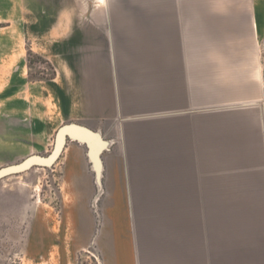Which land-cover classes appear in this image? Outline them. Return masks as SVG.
Returning a JSON list of instances; mask_svg holds the SVG:
<instances>
[{
  "label": "crops",
  "instance_id": "1",
  "mask_svg": "<svg viewBox=\"0 0 264 264\" xmlns=\"http://www.w3.org/2000/svg\"><path fill=\"white\" fill-rule=\"evenodd\" d=\"M231 1L140 0L141 4L81 6V21L72 10L62 22L45 24L46 40L56 41L51 45L55 59L47 82L29 80L27 57L31 53L48 63L49 59L35 50L32 42L23 48L29 38L23 44L15 43L22 55V81L9 87L14 94L12 107L0 115V138L11 141L10 149L21 148L18 142L26 118L36 126L48 124L51 131L54 124L74 123L102 135L113 132L118 140H125L122 155L101 158L100 195L106 189L109 196L97 236L101 264H231L223 227L214 222L210 227L207 220L199 222L208 216L204 210H181L184 212L175 215L181 219L178 224L175 220V224L158 225L153 221L166 216L164 211L151 215V223L145 220L150 215L144 221L130 208L217 204L209 203L211 198L133 197L126 177V159L134 142L136 157L212 156L208 153L214 143L209 129L211 105L257 92L262 73L258 38L264 35V18L255 0L251 5L239 1L231 5ZM11 49L0 43V62ZM4 71L0 64V83ZM37 83L47 84L46 89L60 95L56 120L46 103L37 107V100L27 102L23 97L27 85L38 92L40 88H32ZM141 113H158L160 117L156 120ZM154 125L155 137L150 135ZM34 134L31 131L27 140ZM1 139L3 152L7 147ZM110 139L109 146L114 136ZM203 147L206 154L199 152ZM150 149L158 154L148 155ZM61 153L62 179L73 199L71 213L78 231L83 232L82 242L90 224L87 219L80 222L81 199H88L93 188L97 189L96 176L85 145L69 141ZM166 229L174 234H157ZM245 253L253 257H245L243 264H264L261 248Z\"/></svg>",
  "mask_w": 264,
  "mask_h": 264
},
{
  "label": "rangeland",
  "instance_id": "2",
  "mask_svg": "<svg viewBox=\"0 0 264 264\" xmlns=\"http://www.w3.org/2000/svg\"><path fill=\"white\" fill-rule=\"evenodd\" d=\"M233 1L251 5L253 0H232L231 5H235ZM116 4L141 2L0 0V43H5L6 49L12 48L4 55L5 61L0 62L5 70V74L3 73L5 78L0 83V115L2 110L9 111L8 108L12 107L14 94L13 89L9 87L22 81L20 71L23 65L22 55L15 43L21 41L23 44V40L29 38L30 41L26 45L23 44V48H29L32 42L33 48L38 49L49 59L48 63L38 55L31 54L27 57L30 65L29 80L47 82L52 77L55 59L51 45L56 41L46 40L44 28L46 22L60 23L72 10L77 13V21H81V6ZM255 5L260 6L264 18V0H255ZM258 41L262 73L257 92L238 100L216 102L211 105L213 111L210 113L213 116L210 115L212 118L209 120V129L212 131L214 143L213 151L210 150L208 153L212 156L176 159L136 157L134 142L126 159L128 170L126 177L129 186L133 187L129 189L130 196L211 198L208 200L209 203L224 204L138 205L130 208L136 215H141L143 220L146 215H150V218L147 216L145 220L158 225L175 224V220L178 224L181 219L179 217L177 219L175 215L181 210L186 211L190 208L199 212L204 210L208 216L199 219V222L207 220L210 227L213 222L223 227L221 230L227 236L231 264H238V261L243 264L245 257H253L252 254L243 255V251L252 252L255 247L261 248V261L264 262V35L259 37ZM45 53H48V56ZM23 75L25 77V74ZM23 81L25 82V78ZM46 85L37 83L32 87L40 88L36 93L35 90L30 91L31 86L27 85L22 94L27 102L31 99L35 102L37 100V107L40 105L44 107L46 103L52 111L51 116L56 120L60 114V95L53 89H46ZM45 93L46 95L49 93L48 98ZM140 116H151L156 120L160 117L158 113L155 115L141 113ZM30 120L24 119L21 125L22 139L18 142V145L21 144V150L10 149L11 141L0 138L7 147L3 152L0 151V169L17 165L32 155L49 156L54 148L56 131L66 124H54L51 131L48 124L36 126ZM150 129L153 131L150 135H156L157 126H151ZM31 131H35V134L32 135L33 139L28 141ZM102 136L109 141L114 136V142L102 153L101 158L109 154L122 155L125 140H118L113 132ZM67 142L64 148L67 147ZM154 144L156 147V143ZM199 149L200 154L207 153L204 147ZM154 153L158 154L156 149L154 152L151 149L147 151L148 155ZM63 157L64 153H61L51 166H33L21 173L0 179V264H101L97 236L109 208L108 193L104 189V193L100 195L94 187L88 199H81L80 222L82 218L87 219L90 224V232L81 242L83 232L78 231L80 227L71 213L73 199L68 197L70 190L62 179ZM159 211L160 213L164 211L166 216L154 219L151 215ZM163 226L160 229L163 230ZM166 230L157 234L161 237L174 234L170 230L169 233H165ZM211 230L210 228V232Z\"/></svg>",
  "mask_w": 264,
  "mask_h": 264
},
{
  "label": "water",
  "instance_id": "3",
  "mask_svg": "<svg viewBox=\"0 0 264 264\" xmlns=\"http://www.w3.org/2000/svg\"><path fill=\"white\" fill-rule=\"evenodd\" d=\"M67 141L85 145L87 149V157L95 172L97 192L100 194V191L102 190L100 179L102 172L101 155L108 149L110 142L105 140L100 132L92 131L74 123L64 124L56 131L54 148L49 156H30L17 165L2 168L0 169V179L8 175L21 173L33 166H51L63 151Z\"/></svg>",
  "mask_w": 264,
  "mask_h": 264
},
{
  "label": "trees",
  "instance_id": "4",
  "mask_svg": "<svg viewBox=\"0 0 264 264\" xmlns=\"http://www.w3.org/2000/svg\"><path fill=\"white\" fill-rule=\"evenodd\" d=\"M30 55H31V53L28 54V56H30ZM27 61H28V63H29V60H27Z\"/></svg>",
  "mask_w": 264,
  "mask_h": 264
},
{
  "label": "bare ground",
  "instance_id": "5",
  "mask_svg": "<svg viewBox=\"0 0 264 264\" xmlns=\"http://www.w3.org/2000/svg\"><path fill=\"white\" fill-rule=\"evenodd\" d=\"M98 199V198H97Z\"/></svg>",
  "mask_w": 264,
  "mask_h": 264
}]
</instances>
